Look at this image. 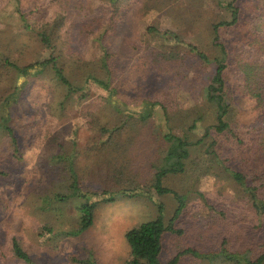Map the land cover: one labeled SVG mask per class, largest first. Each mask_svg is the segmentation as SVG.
Instances as JSON below:
<instances>
[{
	"label": "trees",
	"instance_id": "trees-1",
	"mask_svg": "<svg viewBox=\"0 0 264 264\" xmlns=\"http://www.w3.org/2000/svg\"><path fill=\"white\" fill-rule=\"evenodd\" d=\"M128 1L98 0L93 17L98 25V36L93 40V54L85 56L71 47L72 39L70 41L64 31L62 13L47 12L51 0H0L3 10L0 17V137L6 140L7 150L16 156L20 135L26 137L25 126L28 131L40 134L45 130L42 134L45 143L41 145L44 164L40 165V170L43 175L50 176L47 179L50 185L40 190L38 198L54 204V214L51 222L49 220L42 225V233L56 237L57 232L65 237H76L92 225L98 204L122 197L151 198L150 193L140 186L139 174L144 173L157 194L173 192L178 205L171 219L165 222L163 205L157 203L156 217L125 232L129 249L127 264H179L181 256L187 252L207 259V264H264V238L254 245L241 241L234 246L223 237L213 252L200 254L186 249L166 262L161 260L166 236L183 233L173 223L174 219L186 203L191 202L189 196H179L164 186L163 180L189 177L188 172L196 169L193 167L195 164L199 169L195 180L207 173L227 177L235 190L237 205L244 210V217L258 219L259 223L253 227L264 226V0L261 6L257 4L250 9L241 7L237 0L220 4L226 17L210 26L214 49L209 53L197 45L179 40L175 32L161 33L149 28L173 44H182L195 63L205 68L213 65L212 74L203 86L204 112L198 114L204 126L203 134L192 141L188 139L189 135L177 137L166 132L163 135L168 142L166 148L157 149L150 155H135L132 147L139 142L138 135L144 129L151 130V137L161 135L158 126L151 122L152 107L159 105L165 119L170 121L172 118L171 96L160 85L162 78L169 75L172 80H177L178 86L181 85L185 74L180 76L178 69L185 56L146 48L145 52L137 54L135 70L141 72L137 81L127 77L115 79L111 36ZM157 3L161 0H146L143 6L147 9ZM9 20L16 21V24L8 26L9 23H4ZM12 27L16 28L13 33ZM30 43L41 44L48 54L32 63H17L18 58H24ZM217 48L219 53H216ZM77 73L81 76L78 77ZM230 73L238 77L236 87L230 81ZM92 83L101 88L97 95L91 92ZM44 89L49 91L45 103H48L53 117L58 114L63 91V98L76 103L83 115L89 118L85 123L93 126L91 129L95 133L98 132L95 137L97 149L93 147L91 152L95 153L85 155L83 167H77L74 155L67 158L60 153L62 143L59 134L51 135L46 131L48 122L44 120L45 116L41 115L43 118L35 121L30 119L28 123L24 121L27 114L23 115L18 108L20 100L25 99L31 105L29 97L32 91ZM117 98L145 107L130 109L133 107L126 105L122 109L114 100ZM236 98L250 101L254 112L252 121H240L238 114L241 108ZM101 110L104 111L102 116ZM136 158H140L146 167L139 166L135 170L132 162ZM83 180L101 184V189L83 191L79 185ZM195 180L191 179L192 182ZM67 210L74 213L68 214ZM227 210L214 209L213 212L216 217L226 218ZM63 217L70 219L68 228L61 227L65 224ZM54 225L58 231L53 232ZM236 233L240 234L238 228ZM12 251L18 258L29 262L27 253L15 240Z\"/></svg>",
	"mask_w": 264,
	"mask_h": 264
},
{
	"label": "rangeland",
	"instance_id": "rangeland-1",
	"mask_svg": "<svg viewBox=\"0 0 264 264\" xmlns=\"http://www.w3.org/2000/svg\"><path fill=\"white\" fill-rule=\"evenodd\" d=\"M142 1L129 0L123 6L117 27L111 36L114 53L113 77L115 79L127 77L137 81L141 73L135 70L137 54L145 52L146 48H153L164 54L172 51L178 53L180 57L185 56L183 64L178 69L180 76L185 74L181 85L178 86L177 80H172L170 75L164 76L160 85L167 95L171 96L172 101L169 106L172 118L167 121L159 105L152 107L151 122L158 126L161 135L157 138L151 137V130L144 129L138 135L139 142L132 147V153L135 155H150L157 149L166 148L168 142L163 138L166 132H171L177 137L189 135L188 139L192 141L203 134L204 126L198 114L204 112L203 86L212 74L213 65L209 64L205 68L198 62L195 63L190 52L182 44H173L149 28L161 33L175 32L179 40L197 45L209 53L214 49L210 26L226 17L220 6L229 0H161V3L147 9L143 6L146 0ZM237 3L249 9L257 4L260 6L263 4L262 0H237ZM97 5L98 0H51L47 6L48 13L53 11L62 13L64 31L67 38L69 37L70 41L72 39L71 47L85 56L93 54V40L98 36V25L93 19ZM2 11L0 8V17ZM4 23H9L10 26L16 24V21L9 20ZM11 29L13 30L11 33L16 30L14 27ZM28 46L24 58H18L17 63H32L48 54L39 43H30ZM216 53H219V48ZM77 75L81 76L78 73ZM229 76L230 81L235 84L233 87H236L237 75L230 73ZM90 89L94 95L101 91V88L93 83ZM32 92L29 97L31 105L25 99H21L18 105L23 115L27 114L24 121L28 123L30 119L35 121L45 116L44 120L48 122L46 131L51 135L59 134L62 143L60 153L67 158L74 155L77 167H83L85 155L95 153L91 151L95 147L97 142L95 137L98 134L91 129L93 126L85 123H88L89 118L83 115L84 112L76 103L63 98V91L58 103V114L53 117L48 103H45L48 101L49 91L44 89L40 92L37 90ZM236 99L241 108L238 114L240 121H252L254 112L251 110L250 101L245 98ZM114 100L122 109L126 105L133 107L130 109H135L136 106L145 107V105H136L134 101L128 102L119 98ZM100 112L102 116L104 111ZM208 120L211 122L210 117ZM192 125L194 127L190 128ZM24 129L26 137L20 135L21 143L16 156L7 150L6 140H3V136L0 137V264H127L129 249L125 232L140 222L156 217L157 203L163 205L165 222L173 216L178 205L176 195L173 192L157 194L145 174L141 173L140 186L150 193L152 199L143 196L122 197L112 202L98 204L92 225L76 237L58 234L55 232L58 231L57 225L56 227L54 225L55 229L53 228L56 237L53 234L42 233V225L49 222L54 214V204L38 198L40 190L43 191L45 186L50 185L47 180L50 176L43 175L40 170V165L44 164L41 145L45 143L42 139L45 130L40 134V132L28 131L26 126ZM124 137L125 135L122 136V140ZM172 141L176 142L174 139ZM132 166L135 170L139 166L146 167L140 158H136ZM197 166V164L193 165L196 169L188 172L189 177L163 180L164 186L171 188L179 196L185 195L187 198L189 196L191 202L186 203L173 221L183 233L166 236L161 251L162 262L186 249L200 254L213 252L223 237L228 238V243L234 246L241 241L254 245L264 238V226L253 227L258 219L251 216L245 218L244 210L237 205L232 182L225 176L214 175L215 173L202 176L199 174L200 177L195 180L199 173ZM192 178L194 182L191 181ZM79 185L83 191L101 189V184L87 180L81 181ZM214 209H228V215L226 218L220 215L216 217ZM66 212L74 213L68 210ZM69 221V217H63L62 222L65 224L61 227L68 228ZM237 228L239 235L236 233ZM13 240L27 253L29 262L15 256L12 251ZM179 264H207V259L187 252L181 256Z\"/></svg>",
	"mask_w": 264,
	"mask_h": 264
}]
</instances>
